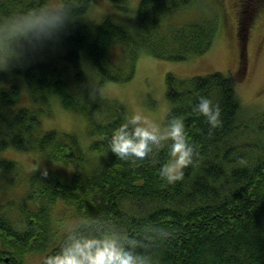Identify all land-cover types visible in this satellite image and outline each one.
I'll return each instance as SVG.
<instances>
[{"label":"trees","instance_id":"obj_1","mask_svg":"<svg viewBox=\"0 0 264 264\" xmlns=\"http://www.w3.org/2000/svg\"><path fill=\"white\" fill-rule=\"evenodd\" d=\"M113 1L127 11L125 0ZM257 1L250 16L264 6V0ZM91 2L77 0V19L59 40L0 71V152L9 147L37 152L47 164L30 170L26 203L0 202V264H43L56 254L67 231L58 235L59 223L66 221L61 216L70 209L77 220L96 216L126 224L130 234L144 220L163 224L173 238L154 251L158 264H264V111L247 113L234 74L215 71L183 79L167 74L166 119H183L200 157L184 169L183 180L163 188L159 169L170 159L168 148L155 165L119 159L108 141L128 110L114 98L88 99L91 83L103 87L132 79L141 51L178 62L204 54L214 43L217 19L179 20L181 9L201 10V0H140L132 24L105 17L93 26L80 20ZM33 3L0 0V16ZM247 26L244 22L242 30ZM24 95L29 102L20 106ZM201 96L219 105L220 127L211 128L193 111ZM53 101L84 114L87 133L95 138L89 149L78 134L42 130ZM3 166L20 169L15 158H0ZM5 204L16 207V222L1 212Z\"/></svg>","mask_w":264,"mask_h":264},{"label":"rangeland","instance_id":"obj_2","mask_svg":"<svg viewBox=\"0 0 264 264\" xmlns=\"http://www.w3.org/2000/svg\"><path fill=\"white\" fill-rule=\"evenodd\" d=\"M201 1H203L201 10L192 7L181 9L177 16L183 22H191L202 15L214 16L217 19V32L210 49L202 55H193L180 62L158 59L141 51L133 78L127 82L108 81L103 86V97L120 100L128 110L129 116L140 111L142 115L158 124L163 130L167 127L166 116L170 110L168 97H166L167 74L171 73L183 79L220 71L224 74L235 75L238 83L237 94L249 115L264 111V9L250 16L252 9L255 8L254 2L245 6L247 9L246 11L244 9L245 12L242 14V22L248 26L243 31L237 27L241 19L240 14L238 16L237 13V0ZM91 3L87 12L80 17L82 22L94 26L105 17H110L115 22L132 24L140 0H125L126 12L121 11L120 4L113 0H92ZM27 97V95L23 96L19 102L20 106L29 102ZM41 124L44 131L57 128L78 134L85 149H89L91 142L95 139L87 133L84 114L63 109L57 101H53L50 114L44 115ZM0 158H15L20 166V169L14 172H10L7 166L0 167V173L3 174V176L0 175V202L11 201L15 206L26 203L28 174L30 170L38 166L46 167L44 157L37 152H23L9 147L0 152ZM61 167L63 170L70 169L64 165ZM5 206L6 204L3 205L1 212L6 211L5 213H8L16 222L19 216V212L15 210L16 207L9 209ZM66 214L67 216H61V220L66 221L60 220L58 235L67 230L65 225L68 226L69 222L78 219L73 209Z\"/></svg>","mask_w":264,"mask_h":264},{"label":"clouds","instance_id":"obj_3","mask_svg":"<svg viewBox=\"0 0 264 264\" xmlns=\"http://www.w3.org/2000/svg\"><path fill=\"white\" fill-rule=\"evenodd\" d=\"M78 8L77 0H34L26 10L0 16V71H9L30 52L59 40L75 23ZM103 96V87L88 86V99L96 102ZM193 111L202 114L211 128L221 126V109L207 97L201 96ZM124 119L108 141L111 153L133 164L149 160L155 165L160 151L167 147L170 159L159 169L165 182L162 188L183 180L184 169L198 163L200 153L189 143L182 118L172 117L163 130L140 111ZM41 175L47 177V169ZM171 238L172 231L150 220H144L130 234L126 224L88 216L68 223L60 250L46 256L43 264H158L154 251Z\"/></svg>","mask_w":264,"mask_h":264},{"label":"flooded vegetation","instance_id":"obj_4","mask_svg":"<svg viewBox=\"0 0 264 264\" xmlns=\"http://www.w3.org/2000/svg\"><path fill=\"white\" fill-rule=\"evenodd\" d=\"M250 2H254V4H257V3H259V1H257V2H255V0H237V2H236V6H238L237 7V13H238V16H239V14H240V21H239V23H240V25H238L237 27H238V29H240V30H242V25H243V22H242V14H243V12H244V9H245V11H246V9H247V7L245 8V6L248 4V3H250ZM256 8V7H255ZM262 9H264V6H263V8H260V10H262ZM260 10H257V12L258 11H260ZM256 12V13H257ZM242 23V24H241ZM243 59H244V56H243Z\"/></svg>","mask_w":264,"mask_h":264}]
</instances>
